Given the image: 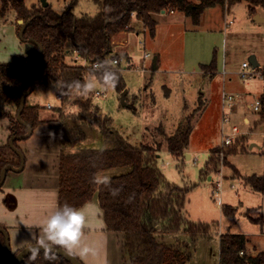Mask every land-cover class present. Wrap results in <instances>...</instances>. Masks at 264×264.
I'll return each instance as SVG.
<instances>
[{
	"label": "rangeland",
	"instance_id": "obj_1",
	"mask_svg": "<svg viewBox=\"0 0 264 264\" xmlns=\"http://www.w3.org/2000/svg\"><path fill=\"white\" fill-rule=\"evenodd\" d=\"M46 1L57 12L63 10L65 5L70 3V0ZM24 2L27 7L32 4H40V0H24ZM257 9L260 16L264 18V8L258 7ZM96 11V7L89 0H78L74 7V12L77 15L83 13L93 15ZM165 13L153 15L156 22L153 37L147 30H144L140 22L138 24L134 22L130 26V30L125 31L126 44L115 45L112 41L118 40L119 37L118 35L112 37L110 53L106 59L110 60L113 55L118 57H115L118 60V65L112 66L121 73L124 90L127 91L125 95L127 105H121V92H117L116 88L114 91H105L99 85L93 93L86 97L68 94L62 104L60 103L61 106H57V89L54 85L38 84L35 89V97L41 105H45L47 102L56 104L55 110H48L50 112L46 114V116H50L51 123L66 125L68 129L75 128L77 135L70 143L63 146L65 150L102 147L98 124L88 119H77L79 114L87 116L78 103L86 100L91 102L86 110L89 116L96 112L95 118L109 116L113 123L112 126L128 137L131 143L151 148H158L157 146L160 144L161 150L156 152L160 155V157L157 155L156 159L159 171L170 183L188 189L184 198L183 214L185 217L192 222H207L209 224L216 222L220 228L213 226L206 235H198L195 239H191L188 234L181 231L172 233L157 230L156 237L171 244L187 240L191 255L187 264H214V260L217 264L218 242L214 239L218 237L219 229L226 232L228 226L237 224L234 228L239 227L238 229L242 231L257 230L256 226L241 216L242 209L234 212L233 216H226L221 211L220 204L237 205L241 187L227 178L229 173L227 157L220 151L210 154L209 150L217 144L216 148L229 147L223 146L221 143L223 139L221 131L222 93L234 96L235 111L233 110L230 115V120L240 127V130L244 129L242 123L244 111L248 115L259 113L253 112L252 108L249 110L244 107L245 103L253 105L256 96L249 95L243 104L240 102L241 94L239 93L244 89H249L252 85L257 88L262 86L264 79L254 78L246 81L239 75V72L241 63H249L250 56H254L259 64L257 71L264 73V22L257 23L254 16L248 11V3L242 0L236 1L230 7H227L226 4L214 6L209 11L212 16L207 14L205 18L203 17L199 26L193 25L189 19L185 21L184 15L180 12ZM0 20L11 22L17 27L16 13L12 9L0 17ZM230 20L231 24L225 26V22ZM138 29L139 33L136 34ZM146 54L147 57H145ZM67 56L72 57L73 55L66 53ZM155 56L157 57V67L153 70L152 60ZM81 59L79 58L76 63H83L86 66L90 64L89 61L85 63ZM66 62L71 64L67 60ZM210 64H214L215 71L201 70L202 66ZM87 76L88 74H85L84 79ZM96 91L101 92L103 96L96 95ZM199 98L204 106L195 114L188 151L186 149L184 152H190L191 156L185 159L183 154L178 162L176 156L167 150L164 137L160 135L158 127L161 126L166 135L173 134L183 119L198 107ZM237 106L239 108L241 106L243 112L241 109L240 113L239 109L237 112ZM0 109L9 111L12 115L15 114L13 108L1 106ZM0 119L6 120L7 118ZM8 123L10 124L9 120ZM226 132H230V129L227 128ZM239 136L242 134L239 133L237 138ZM244 136V143L248 148L251 143L256 145L251 152L257 153L259 146L264 150V123L260 122L251 135L244 134ZM38 138L40 137H37V140ZM27 140L16 143V147L24 156V166L19 172L7 171L6 187L13 180H20L23 175L31 174V172L37 174L42 169L43 164H39L37 159L33 160L32 158L36 154L31 155L26 151V148H32V145L39 141H31L26 145L23 142ZM248 140H250L249 144ZM207 155L206 164H209L203 166ZM0 160L7 163L6 165L19 166V158L11 149L0 152ZM250 160L253 158L245 155L232 154L229 157V162L235 168H237L236 163L238 165L247 164L249 168ZM225 164L228 166H224ZM248 171L245 175H249L251 170ZM221 178L222 193L218 199L213 197L212 186L215 180ZM231 178H239L234 175L233 170ZM230 185L233 189L230 188ZM1 205L0 199V208ZM255 215L253 214V216ZM234 228L231 230H235ZM2 238L4 239L3 235ZM20 250L12 254H16ZM246 250L249 255H256L260 250H264V237H250ZM4 258V254L0 251V261Z\"/></svg>",
	"mask_w": 264,
	"mask_h": 264
},
{
	"label": "trees",
	"instance_id": "obj_2",
	"mask_svg": "<svg viewBox=\"0 0 264 264\" xmlns=\"http://www.w3.org/2000/svg\"><path fill=\"white\" fill-rule=\"evenodd\" d=\"M77 1L70 0L63 10L57 12L50 4L42 7L39 2L38 5L32 4L27 7L24 0H0V17H3L9 9L15 11L17 33L21 28L18 20L23 22L29 20L20 39L24 53L15 56L12 62L0 63V107L13 108L16 114L22 88L27 90L30 86L25 75V67L27 62L38 53L39 45L43 48L42 55L29 68V73L35 81L48 85L55 84L57 81L84 80V75L88 74L92 67L67 63L66 53L70 48L78 47L83 59L94 61L100 58V60L108 61L106 56L110 53L112 37L130 29L133 17L153 37L156 27L154 14L162 11L180 12L197 26L205 9L220 4L230 7L240 0H197L195 2L192 0H89L97 9L93 15L87 13L76 15L74 7ZM242 1L248 3V11L251 15L255 13V8H264V0ZM27 40H33V42H27ZM255 69L258 70L259 67ZM114 70L119 76L116 90L120 93L125 86L120 71L116 68ZM201 70L211 72L215 70V66L214 64L202 66ZM58 94L61 100L68 95H62L59 91ZM27 97L21 119L34 130L41 123L38 117L40 107L28 104ZM198 101V107L183 119L172 135H166L162 127H158L160 135L164 137L167 150L175 156L183 155L188 147L193 130V119L204 106L201 98ZM259 101L261 106L259 113L261 117H264V90ZM126 102L125 97V105H127ZM78 103L87 116L79 114L77 119H88L98 124L102 147H87L73 153H65L63 146L70 143L77 132L75 128L68 129L66 125H60L61 150L58 160L57 204L63 205L67 202L79 208L90 201L93 194L97 192L106 229L122 235L124 251L122 264H187L191 257L187 240L171 244L157 238L155 232L157 230L172 233L181 231L188 234L191 239H195L198 235H206L217 224L192 222L185 217L184 198L188 189L170 183L159 171L156 166L158 155L156 152L161 150L160 144L158 148H151L131 143L128 137L112 126L109 116L95 118L97 112L89 116L86 110L91 102L86 100ZM15 114L12 115L9 111L0 109V118H7L10 122V136L26 133V127L16 120ZM17 142L14 141V146H17ZM244 142L245 136H239L234 144L227 148H211L210 154L220 151L227 157L236 152L244 153L247 151ZM5 149H10L8 144L0 146V152ZM6 164L0 160V170ZM121 167H128L129 171L110 178L111 187L120 189L118 195L113 196L108 188L94 183L93 178L97 173ZM232 169L234 175L238 176L244 185L264 195L263 176H240L237 170ZM221 211L226 216L234 215V209L229 205H222ZM251 220L259 221V219ZM246 249L247 238L244 235L230 232L221 234L218 264H264V251L249 255ZM0 251L5 255L4 239L1 234ZM30 257L31 255L25 258L23 264H70L55 255L54 258L48 259L42 252L35 260Z\"/></svg>",
	"mask_w": 264,
	"mask_h": 264
},
{
	"label": "crops",
	"instance_id": "obj_3",
	"mask_svg": "<svg viewBox=\"0 0 264 264\" xmlns=\"http://www.w3.org/2000/svg\"><path fill=\"white\" fill-rule=\"evenodd\" d=\"M213 8L214 7L207 8L203 11L200 17V22H202L203 17L205 18L207 14L212 16L211 13H209V11ZM257 8H255V13L252 15L254 16V19L257 23L264 22V18L260 16ZM169 13L175 14V12H169ZM162 14H166V13L162 12ZM183 17L186 19L185 21L189 19L188 17L185 16ZM134 22L138 24L139 21L135 17H133L131 25L134 24ZM138 33H139V29L136 30V34ZM117 35L119 38L118 40H113L112 41L114 42L113 44L115 45L126 44L127 40L125 37L126 35L125 31ZM23 53H24V48L22 43L20 42V39L18 38V33L16 32L15 25L12 24L11 22H2L0 20V63L12 62L15 56H20ZM66 60L69 61L71 64H74L78 61V59H76L74 56L72 57L67 56ZM156 61H157V57H156ZM38 84H41L43 86L55 85L52 83L48 85H44L40 83V81H35L34 89L27 97V103L31 105H37L40 107L38 117L41 123L33 130L32 135L28 138V140L23 143L27 145L31 141H36L37 137H40L37 140L39 141V143L37 142L35 143V145H32V148H26V151L31 155L36 154V156H32V158L33 160L37 159L39 164H43L42 169L39 172H37V174L31 172V174H25V176L23 175V178H21L20 180H13L12 182H10V184L7 187L4 182L5 184L4 189H2V187L0 188V199L2 201V205L0 208V226H3L8 234L9 245L12 253H15L17 250L20 249L22 250L24 247L37 242V240L43 235L40 228L41 223L43 222L45 217L49 214L52 205L57 204L58 160L61 150L60 141H59L60 125L59 123L58 124L51 123L50 116L48 115L46 116V114L50 112L48 110H51V109H47L46 105L52 103L47 102L45 105H41L40 103L37 102V99L35 97V89ZM263 88H264V84L262 86H259L258 88L252 85V87H250L249 89H244L242 92L239 93L241 94L240 102L244 104L247 98H249V95H255L256 100L260 99V96L263 93ZM57 94L58 91L56 92V96ZM57 101H58L57 106L59 105L61 106L63 100L57 99ZM52 105L54 106V108L52 109L55 110V107H57L56 104H52ZM249 106H250L249 103H245L244 107L251 110V107ZM241 108H242L241 106L240 108L237 106L236 111L238 112L239 109V113H240ZM43 109H47V110H43ZM233 110L235 111V104L232 107V113ZM241 112H243V109H241ZM6 120L0 119V146H4L8 144V140L10 138L9 123L8 120L7 122ZM260 122L264 123L263 117L261 118L260 113L258 114L251 113V115H248L247 112L244 111V113H242V123L244 129L240 130L239 127L240 134L251 135ZM221 131H222V119H221ZM249 142L250 140H248V144ZM255 146H256L255 144L251 143L249 145V148L247 147L246 152L233 153L234 155L238 154V155H245L247 157H252L253 160H250L249 168L247 164L238 165V163H236L237 168H235L229 162V157L232 154L227 156V162L229 163V166L227 165L229 168V173L227 178L232 183L236 182L241 187V194L238 195L237 205L234 206L229 205V206H231L234 209V212H237L238 210L242 209L240 213L241 216L246 218L252 225L256 226L257 230L248 229L247 231H242L238 229L239 227L234 228V226L237 225L234 224L233 226H228L226 232L244 235L247 238V244H249L250 242V237H264V195L255 192L249 186L244 185L240 178H236V179L231 178V174L233 170L232 168H234L235 170H237L240 176L257 175L264 177V150L263 147L259 146L258 147L259 151L257 153L251 152V150ZM79 149L81 148H69L66 150L63 148V150H65V153H73ZM190 154H191L190 152L184 153L185 159L191 156ZM158 156L160 157V155ZM176 160L179 162L180 156H176ZM207 161H208V155H207V160L204 162L203 166L206 164ZM249 169L251 170L249 175H245V173L249 172L248 171ZM128 171H129L128 167L114 168V169L101 171L97 173L96 177L107 176L109 178H112L114 176L124 174ZM88 203L95 204L99 207L97 192H95L91 200L85 204ZM222 205L225 204H220L219 206L222 207ZM253 214L256 215L253 216ZM251 219L253 220L259 219V221H252ZM94 223L96 227L85 228L84 233H85V242L95 246L97 253L96 256H88L82 258L79 255H77L75 252H73L72 254H74L82 262V264H122L124 260V251L122 248V235L120 233L109 232L106 229L102 210L100 211V215L95 219ZM212 223L217 224L216 222H212ZM217 226L220 228L218 224L216 225V227ZM232 228H234L235 230H231ZM226 232H223L221 229L218 230L219 235L214 239L218 242V249H219V236ZM261 251L264 250H260L259 252ZM0 264H9V262L6 258H4L0 261ZM25 264H34V263H25ZM214 264H215V260H214Z\"/></svg>",
	"mask_w": 264,
	"mask_h": 264
},
{
	"label": "clouds",
	"instance_id": "obj_4",
	"mask_svg": "<svg viewBox=\"0 0 264 264\" xmlns=\"http://www.w3.org/2000/svg\"><path fill=\"white\" fill-rule=\"evenodd\" d=\"M114 63L115 61L97 60L84 80L57 81L54 87L62 95L73 94L85 97L93 93L98 85L105 91H114L119 83V76L112 67ZM101 69H103L102 72ZM93 181L108 188L113 196L120 192L119 188L111 187V180L107 176L94 177ZM100 211L99 207L92 203L79 208L73 207L67 202L63 205L53 204L49 214L40 225L43 235L29 249L30 258L35 260L42 249L45 257L52 259L54 258L52 251L54 246L64 248L69 253L75 252L82 258L96 256L95 246L85 242L84 229L96 227L94 221L100 215Z\"/></svg>",
	"mask_w": 264,
	"mask_h": 264
},
{
	"label": "water",
	"instance_id": "obj_5",
	"mask_svg": "<svg viewBox=\"0 0 264 264\" xmlns=\"http://www.w3.org/2000/svg\"><path fill=\"white\" fill-rule=\"evenodd\" d=\"M40 3H41L42 7H46L48 5V2L46 0H40ZM162 12H164V11H162ZM28 23H29V20H27L25 22H23V20H18V24H21V28H20L19 33H18L19 39H22L23 31H24L25 27L28 25ZM27 42H33V40H27ZM38 49H39L38 53L36 55H34L26 64L25 75H26L27 80L30 83V86L27 90H24L22 88L19 106H18V109H17L16 114H15L16 120L19 121L23 126L26 127V133H24L22 135L12 134L8 140L9 148L13 152H15V154L19 158V166L13 167L11 165H5L4 167H2V169L0 170V187H2V185L5 182L8 170H13L15 172H19L23 169V166H24V156H23L22 152L16 146H14V141L26 140L32 135V132H33L32 128L26 122H24L21 119V112H22L24 104H25L26 96H28L33 91L34 86H35V80L30 75L29 68L34 63V61L37 60L42 55V52H43L42 46L39 45ZM249 63H250L252 68H256L259 66V64L257 63L256 58L254 56H250ZM152 69L153 70L156 69V56L152 60ZM126 93H127V91L123 90L120 94L121 105H125ZM186 155H188V154H186ZM0 234H2L4 236V249H5V255L4 256H5V258L9 261L10 264H23L24 259L27 258L29 255H31L29 249L32 246H34L36 243L24 247L22 250H20L15 255H13L11 252V249H10L8 234H7L6 230L4 228L0 227ZM52 251H53L55 256H58V257L64 259L65 261H67L70 264H82V262L74 254L67 252V250H65L64 248H61L59 246H54ZM41 252L44 253L42 249H41Z\"/></svg>",
	"mask_w": 264,
	"mask_h": 264
},
{
	"label": "built area",
	"instance_id": "obj_6",
	"mask_svg": "<svg viewBox=\"0 0 264 264\" xmlns=\"http://www.w3.org/2000/svg\"><path fill=\"white\" fill-rule=\"evenodd\" d=\"M231 22H232L231 20L225 22V26H228L229 24H231ZM68 53H71L78 60H79V58H82L81 57V51L78 47L70 48ZM147 56L148 55L146 54L145 57H147ZM81 60L85 63L89 61L90 64L88 65V67H92V65L97 60H100V58H96L94 61H90L88 59H83V58ZM108 61H115V63L113 65H116V66L118 65V60L115 57H112ZM82 66L86 67V65L83 63H82ZM239 75L246 81H250L254 78L264 79V73L258 72L255 68H252L250 63H248V62H242L241 63ZM96 95L103 96V94L101 92H96ZM56 97L58 100L61 99V96L59 94H57ZM233 100H234V96L232 94L222 93V111H223V115H222V136H223V139H222L221 143L223 146L232 145L234 143V140L237 138V136L240 133L239 127L235 124H232L231 120H230V115L232 113V107L234 105ZM249 107H251L254 112H260L261 106H260L259 99H257L254 102V104L250 105ZM46 108L52 109V108H54V106L52 104H47ZM227 128L230 129V132H226ZM213 183H214V185L212 186L213 197L219 199L220 195L222 193V178L215 180ZM240 254H242V252H240Z\"/></svg>",
	"mask_w": 264,
	"mask_h": 264
}]
</instances>
